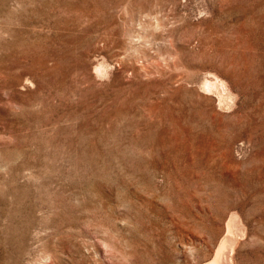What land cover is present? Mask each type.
<instances>
[{"label": "rangeland", "instance_id": "obj_1", "mask_svg": "<svg viewBox=\"0 0 264 264\" xmlns=\"http://www.w3.org/2000/svg\"><path fill=\"white\" fill-rule=\"evenodd\" d=\"M233 217L264 264V0H0V264H203Z\"/></svg>", "mask_w": 264, "mask_h": 264}, {"label": "bare ground", "instance_id": "obj_2", "mask_svg": "<svg viewBox=\"0 0 264 264\" xmlns=\"http://www.w3.org/2000/svg\"><path fill=\"white\" fill-rule=\"evenodd\" d=\"M215 80H216L215 82H217V85L219 86L222 94L226 95L227 94V88H226L227 85L224 84L223 81L218 80L217 78ZM214 86H215V84H212V82L211 83L209 81L205 82V90H206V88L211 89ZM215 88H217V87H215ZM206 91H208V90H206ZM229 95H230V93H229ZM229 95L227 97H229ZM223 97H226V96H223ZM234 219H235V217L231 218V220L227 224L228 233H229L228 235H231L230 233H233V235H235L236 231L233 230V222H232V221H234ZM236 222L238 223V221H236ZM233 235H231L232 237L225 236L222 239V241L220 242L218 249L216 250V253L214 255V258L211 261L205 262L203 264H232L231 254H233L232 252H233L234 246L236 244V238H235L236 236L233 237Z\"/></svg>", "mask_w": 264, "mask_h": 264}]
</instances>
